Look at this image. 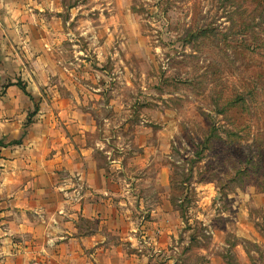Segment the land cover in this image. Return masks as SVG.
<instances>
[{
    "label": "rangeland",
    "instance_id": "rangeland-1",
    "mask_svg": "<svg viewBox=\"0 0 264 264\" xmlns=\"http://www.w3.org/2000/svg\"><path fill=\"white\" fill-rule=\"evenodd\" d=\"M34 17L57 89L42 98L93 118L137 221L160 196L173 213L158 258L264 264V0H45Z\"/></svg>",
    "mask_w": 264,
    "mask_h": 264
},
{
    "label": "crops",
    "instance_id": "crops-1",
    "mask_svg": "<svg viewBox=\"0 0 264 264\" xmlns=\"http://www.w3.org/2000/svg\"><path fill=\"white\" fill-rule=\"evenodd\" d=\"M43 1L0 0V264H172L158 258L169 232L161 222L173 217L162 197L150 223L137 221L132 183L114 178L93 118L73 99L42 98L57 92L46 78L53 55L35 35ZM157 226L149 256L137 237Z\"/></svg>",
    "mask_w": 264,
    "mask_h": 264
}]
</instances>
